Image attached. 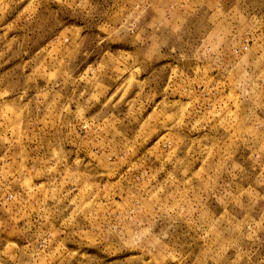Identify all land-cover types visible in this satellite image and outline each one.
<instances>
[{
  "label": "rangeland",
  "instance_id": "1",
  "mask_svg": "<svg viewBox=\"0 0 264 264\" xmlns=\"http://www.w3.org/2000/svg\"><path fill=\"white\" fill-rule=\"evenodd\" d=\"M0 264H264V0H0Z\"/></svg>",
  "mask_w": 264,
  "mask_h": 264
}]
</instances>
